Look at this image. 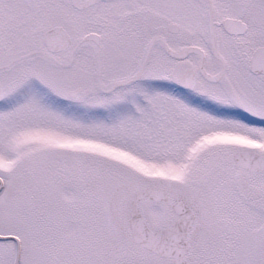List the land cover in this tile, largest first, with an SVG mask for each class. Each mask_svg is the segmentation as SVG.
Returning <instances> with one entry per match:
<instances>
[{
  "label": "snow or ice",
  "instance_id": "obj_1",
  "mask_svg": "<svg viewBox=\"0 0 264 264\" xmlns=\"http://www.w3.org/2000/svg\"><path fill=\"white\" fill-rule=\"evenodd\" d=\"M0 264H264V0H0Z\"/></svg>",
  "mask_w": 264,
  "mask_h": 264
}]
</instances>
